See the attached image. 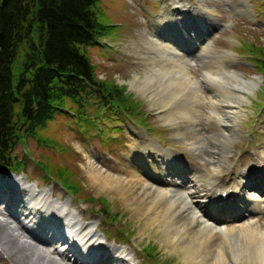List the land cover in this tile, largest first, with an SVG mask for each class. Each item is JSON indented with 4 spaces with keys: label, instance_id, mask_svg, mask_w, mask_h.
Wrapping results in <instances>:
<instances>
[{
    "label": "rangeland",
    "instance_id": "rangeland-1",
    "mask_svg": "<svg viewBox=\"0 0 264 264\" xmlns=\"http://www.w3.org/2000/svg\"><path fill=\"white\" fill-rule=\"evenodd\" d=\"M163 1L101 0L100 7L110 20V25L115 29L112 30L111 35L107 36L114 38H104L103 42L111 44L113 48H103V50L102 46L89 48L88 55L95 67L96 76L100 80L123 86L125 92L134 100L138 110L143 113L142 118L138 116L135 120L137 124H128L127 121H123L121 126L124 129V136H122L121 129H114L111 133L105 128L100 131V135H97L95 129L92 128L87 133L79 130L80 133L72 115L56 116L57 118L45 130H41V138L45 139V142L49 141V144L52 145H40L35 139L30 138L27 140V148L19 146L16 149L18 156L26 162V164L23 162V167L26 165L24 168L26 175L21 172L19 176L36 185L38 190L42 189L49 192L50 195L52 194L50 196L52 209L61 210V206H65V210L72 213L71 221L80 224L82 218H86L83 223L90 224L93 228L97 224L99 231L103 229L107 232L108 228L109 230L117 229L118 232L125 230L128 235L123 237L126 240H124L126 243L123 246L133 255L135 254L140 264H152L151 260L154 259V256L157 261H164L168 264L186 263L182 259V253L167 243L155 224L151 227L148 226L145 216H140L137 207L131 206L125 196L114 189H101L93 183L87 175L85 155L93 156L111 173L126 174L130 171L129 165L132 162L130 158H133L131 149H135L142 140V132L139 129L142 127L141 121L144 119L146 127L156 138L150 136L151 139L157 140L162 146L167 145V149L172 150L184 162L195 168H204L210 171L214 157L223 156L227 160L221 165L220 179L223 182V188H226L238 171L242 173L258 167L260 158L264 154V75L253 64L254 61L251 58L253 54H250L254 51L253 47L264 48V0H231V2L229 0H188L189 3L204 10H214L216 15H213V19L221 24V28L207 40L211 48L205 53H200V51L195 53L192 58L193 63L188 64L191 76L198 80L207 100L198 104L201 109L197 116L198 114H207L206 112L209 110V92L213 85H209L207 81L204 83L202 74L206 69L211 75L221 72L215 67L219 60L217 57L223 58V61L219 60V64L223 67L224 72L230 74L220 75L223 77L221 81H224V84H231L229 80L232 74L245 80L251 79L257 82L253 93L248 95V100L241 102L239 106L240 115L235 123L236 133L232 135L231 143L228 144L223 154L218 153L214 147L216 137L220 136L223 127L216 118L206 121L198 117L199 127L201 125L212 135L206 134L201 149L193 151L189 145L192 135L188 121L179 119L172 126L162 119L159 115L160 111L151 106V102L143 93H139L131 87V82L136 77L143 78L144 76V71L147 69L144 63L145 55L149 51L156 54L157 47L152 36L153 28L151 30L150 20L151 27L152 21L159 20ZM230 6H232V11ZM228 51L234 56V58H230L232 61L227 60L224 56ZM244 63L249 64L243 65ZM229 76L231 77L229 78ZM189 105L190 102L187 100L181 104L186 108ZM95 109V105L88 109L90 116L98 115L94 114ZM160 110L163 111V108L160 107ZM107 116L99 123L102 128L103 123L108 125L113 122L121 123V121H112ZM182 133L186 134L187 139H183ZM120 138L122 141H119ZM25 151L32 154L29 153L28 158H25L23 155ZM134 156L140 157L137 152H134ZM114 158L117 162L113 161V163L111 160ZM141 159L151 160V156L148 155ZM37 160H41L45 164H39ZM37 166L43 170L45 176L52 179H57L56 177H60L61 174H69L71 181H74L80 190L79 197L71 196L54 181L44 179V175L40 177V169ZM139 176L143 178L141 173ZM100 200H104L109 210L113 214H117L116 223L96 214L102 209ZM259 206H262V203ZM102 219L107 223L105 224ZM261 224H264V220H261ZM99 231L97 230L96 234L102 238ZM148 251H152L153 256L147 253ZM11 260L2 261V263L22 264L20 259L15 256ZM229 264L241 263L229 261Z\"/></svg>",
    "mask_w": 264,
    "mask_h": 264
},
{
    "label": "bare ground",
    "instance_id": "bare-ground-1",
    "mask_svg": "<svg viewBox=\"0 0 264 264\" xmlns=\"http://www.w3.org/2000/svg\"><path fill=\"white\" fill-rule=\"evenodd\" d=\"M172 6L186 8L190 12L187 14H196L198 10L201 15L207 14L209 17L216 15L214 10H204L194 4L190 5L185 0H171L170 3L164 0L157 28L164 30L166 28L171 32L173 29H177L173 27L177 18L173 13L176 10ZM169 12L173 13L171 17L167 15ZM199 21L202 22L201 17H199ZM212 23L213 17L209 24ZM199 27L203 29L204 25L199 23ZM155 46L157 47L156 54L149 51L145 55L144 63L147 69L144 71L143 78L136 77L131 82V87L137 92L143 93L151 102V106L160 111L159 115L162 119L172 126L179 119L188 121L192 135L189 145L193 151L200 150L203 146L202 142L206 138L205 135L211 134L201 125L199 127L198 117L206 121L216 118L223 127L220 136L216 137L214 147L218 153L223 154L228 144L231 143L232 135L236 133L235 123L240 115L239 106L241 102L248 100V95L253 93L257 82L251 79L245 80L232 74V77L229 76L231 84H224V81H221L223 77L220 75L224 76V73H228L224 72L223 67L219 64V60L223 61V58L217 57L219 60L215 67L221 72L211 75L206 69L202 74L204 83L207 81L209 85H213L209 92V110L206 112L207 114H198L197 116L201 109L198 104L207 100L198 80L191 76L189 71L188 64L193 63V53L190 56L181 54L169 42L158 38L155 39ZM210 48L209 43L203 42L200 46V53H205ZM228 52H225L224 56L227 60L232 61L234 56ZM186 100L190 102L188 108L181 106L182 102ZM160 107L163 108V111L160 110ZM181 136L183 139H187L186 134L182 133ZM136 149L144 152V156L150 153L152 159L145 161L142 166L130 162L132 163L129 165L130 171L124 175L109 172L92 156L85 155L88 177L101 189H114L125 196L131 206L137 207L140 216H145L147 225L151 227L155 224L167 243L182 253V259L186 264H229V261L241 264H264V225L260 221L264 217V193L257 194L253 188L245 187L247 182H245V173L241 174L238 171L231 178L225 190L230 189V196L237 198L238 201L240 199L243 202L249 201L250 204L246 209H243L239 204L230 206L229 203L226 208L214 207V204L205 208V205L212 202L213 198L217 199L216 192L222 188V181L219 177L221 165L227 162L223 156H215L211 170L208 171L184 163L176 154H173V151L152 145L147 137L142 138ZM135 151L133 149L132 154ZM133 157L138 159L134 155ZM174 166L187 167L188 184L182 181L181 184L178 183L179 178L173 173ZM258 172L264 176V155L260 159ZM139 173L151 174V181L144 180L139 176ZM250 175L256 177L259 174L256 172L250 173ZM173 187H180L181 190H174ZM18 191L27 196L24 201L27 208L23 210V213L35 210L34 214L28 213L25 216L30 223H35L38 219L47 220L46 222L52 225L54 230L61 232L59 221L63 219L65 223L69 224L67 227L75 236L74 245L76 247L85 252L93 246L92 243L96 240L97 235L95 232L93 233L89 225L84 226L80 233H76L70 224L71 216H68L69 218L67 216L59 217L58 221L47 213L46 209L49 207L47 193L40 191L30 200L29 193L21 184ZM260 203H262L261 207H259ZM61 208L65 210L64 207ZM203 208L225 209L229 212L227 216L230 217H217L216 212H205L204 215L208 219L219 218L216 223L212 221L213 224H211L203 215ZM3 215L6 216L0 209V248L11 259L15 256L20 259L22 264H76V261H72L66 252L60 253L53 248V251L45 250L39 243L42 239L33 242L25 235L22 227L15 226ZM234 215L236 216L231 217ZM37 225L38 223L34 226ZM72 248L74 249V247Z\"/></svg>",
    "mask_w": 264,
    "mask_h": 264
},
{
    "label": "trees",
    "instance_id": "trees-1",
    "mask_svg": "<svg viewBox=\"0 0 264 264\" xmlns=\"http://www.w3.org/2000/svg\"><path fill=\"white\" fill-rule=\"evenodd\" d=\"M100 1L0 0V170L20 168L15 146L45 130L59 108L74 105L88 122L94 105V114L142 117L124 87L100 80L90 61L89 48L113 32ZM252 49L264 74V48ZM59 178L78 194L69 174Z\"/></svg>",
    "mask_w": 264,
    "mask_h": 264
}]
</instances>
